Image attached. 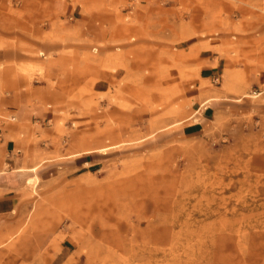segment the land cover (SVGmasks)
I'll use <instances>...</instances> for the list:
<instances>
[{"label": "rangeland", "instance_id": "obj_1", "mask_svg": "<svg viewBox=\"0 0 264 264\" xmlns=\"http://www.w3.org/2000/svg\"><path fill=\"white\" fill-rule=\"evenodd\" d=\"M64 2L7 4L0 155L37 168L0 264H264V0ZM21 92L41 119L9 136Z\"/></svg>", "mask_w": 264, "mask_h": 264}, {"label": "crops", "instance_id": "obj_2", "mask_svg": "<svg viewBox=\"0 0 264 264\" xmlns=\"http://www.w3.org/2000/svg\"><path fill=\"white\" fill-rule=\"evenodd\" d=\"M9 0H0V34L5 32V29L3 25L5 26V22L7 18L13 17V15H10L7 13V4ZM16 1L19 5V9L21 12V15L26 18L27 14H31L34 17H37L38 19H43L44 17H51L57 18L58 16H66L65 11L67 8L66 3L64 0H11ZM19 14V13H18ZM72 18V17H71ZM17 26H18V38L22 37L20 34V31H25V20H21L20 17L17 18ZM37 32H41L38 27H36ZM43 30V29H42ZM47 31H51V27L45 29ZM2 39H0L1 42ZM37 43V47H38ZM6 46V45H5ZM49 46L52 47V44ZM8 54L4 52H0V63H4L6 60ZM11 56V55H10ZM207 70V73L203 75V77H209L211 74H213L215 71L210 69ZM14 74V70L12 67L9 68H2L0 67V78L1 79H7V75ZM218 80V77H217ZM23 96L22 102L17 103L13 105L12 107L8 108L11 111H14L18 113L20 117V124L23 125V128H19V126L9 125L8 131L5 132L6 135H12L16 134V132L19 133L21 130H31L35 129L37 133V121H40V116H38L37 112V105L30 104L29 101H27L28 96L30 95L29 92H21L20 93ZM213 99V97H212ZM238 99V98H237ZM11 101H14V97L10 99ZM9 107V106H8ZM39 115L42 116V111H39ZM16 127V128H15ZM17 129V130H16ZM19 129V130H18ZM34 130V131H35ZM27 134V133H26ZM17 144V145H16ZM18 146V147H17ZM17 148V151L15 152V149ZM3 152L0 155V239H3L1 237L2 229L5 224L4 221H7L9 219H14V211L21 206L19 201V195L18 192L21 189V170H32V167H37V165H34L32 167H22V161L28 160L25 156V153L22 151L21 142L14 141L12 137L5 140L3 142L2 146ZM4 165H6L7 169H4ZM9 167V168H8ZM3 168V169H2ZM35 170V169H33ZM34 177H30L27 182L30 179L32 180ZM4 220V221H3ZM9 223V222H8ZM7 229V227H5Z\"/></svg>", "mask_w": 264, "mask_h": 264}, {"label": "bare ground", "instance_id": "obj_3", "mask_svg": "<svg viewBox=\"0 0 264 264\" xmlns=\"http://www.w3.org/2000/svg\"><path fill=\"white\" fill-rule=\"evenodd\" d=\"M262 92H256V93H254V94H252L253 96H258L259 94H261ZM240 98H238L237 100H239ZM37 167L35 166V167H32L31 169L33 170V169H36ZM29 181H31V179L29 180ZM199 212V211H198ZM197 211H196V209H193L192 211H191V216H193V217H198L199 215H201V214H199Z\"/></svg>", "mask_w": 264, "mask_h": 264}]
</instances>
